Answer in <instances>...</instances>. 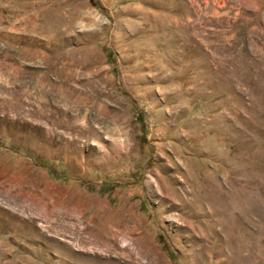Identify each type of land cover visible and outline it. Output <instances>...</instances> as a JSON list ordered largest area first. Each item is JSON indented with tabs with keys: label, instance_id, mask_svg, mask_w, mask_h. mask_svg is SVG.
Listing matches in <instances>:
<instances>
[{
	"label": "rangeland",
	"instance_id": "1",
	"mask_svg": "<svg viewBox=\"0 0 264 264\" xmlns=\"http://www.w3.org/2000/svg\"><path fill=\"white\" fill-rule=\"evenodd\" d=\"M0 264H264V0H0Z\"/></svg>",
	"mask_w": 264,
	"mask_h": 264
}]
</instances>
